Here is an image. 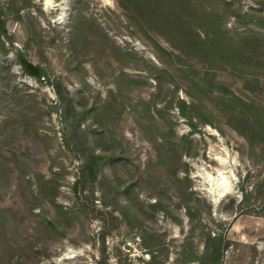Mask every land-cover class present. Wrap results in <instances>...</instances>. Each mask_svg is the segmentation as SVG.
I'll return each mask as SVG.
<instances>
[{
  "label": "rangeland",
  "instance_id": "374dc122",
  "mask_svg": "<svg viewBox=\"0 0 264 264\" xmlns=\"http://www.w3.org/2000/svg\"><path fill=\"white\" fill-rule=\"evenodd\" d=\"M263 1L242 0L234 8L264 18ZM0 11L13 39L0 36V222L6 225L0 264H95L104 232L108 264H147L151 252L163 264H183L189 247L202 254L209 230L226 232L234 243L223 264H251L252 246L256 264H264V217L238 209L241 186L251 189L263 175L264 146L252 154L211 99L212 125L200 123L196 131L176 105L177 97L190 102L185 91L195 69L264 113V46L247 66L236 60V68L221 62L210 70L209 63L146 33L119 0H0ZM223 16L226 31L264 36L256 23ZM18 52L51 80L60 79L78 111L88 112L80 125L88 139L83 146L67 145L72 129L56 111L53 86L25 74ZM183 137L179 162L168 146ZM84 145L112 159L93 187L76 192ZM42 178L54 180L57 190L41 193ZM227 186L231 192L218 198L216 190ZM90 190L95 201L88 199ZM49 194L70 212L64 220ZM47 219L57 220L58 232Z\"/></svg>",
  "mask_w": 264,
  "mask_h": 264
},
{
  "label": "trees",
  "instance_id": "16d2710c",
  "mask_svg": "<svg viewBox=\"0 0 264 264\" xmlns=\"http://www.w3.org/2000/svg\"><path fill=\"white\" fill-rule=\"evenodd\" d=\"M242 0H119L120 5L140 26L146 28V33L155 32L164 37L171 47L181 52V55L191 59L197 58L201 62L209 63L210 70H215L218 64H224L236 68V64L248 65L251 60V53L258 54L259 47L264 46V36L257 34H236L224 30L223 13L229 12L238 21L243 22L244 25L256 23L260 28H264V18L257 16L256 11L242 13L241 9H235V2L241 3ZM264 4V1L262 2ZM222 4V5H221ZM256 14V15H255ZM3 12L0 11V36H6L11 42L12 37H8L5 21L1 19ZM160 47V46H159ZM166 55L178 62H185L180 54L177 55L173 51H167L160 47ZM17 61L20 64L23 72L28 76L42 81L47 80L55 90L57 96L56 111L61 110V115L69 122L72 129L70 140L67 145L75 142L77 146H83L88 139L81 136L80 125L86 120L88 112H80L75 104V99L70 95L68 89L63 82L55 78L51 80L48 73L41 66L34 65L29 62L25 55L21 52L17 53ZM194 71V76L188 82V90L185 91L190 102L179 99L177 97L176 105L183 118H185L191 129L196 131L201 124H210V116H212L207 109L206 101H214L217 105L222 106L221 112L230 116L228 121L240 135L245 137L255 155L257 146H264V113L257 108L253 101L245 100L231 90L225 88L219 82L214 81V77H210V72L204 73L200 76L197 70ZM247 88L253 90L251 87L254 83L247 82ZM179 86L175 88L177 92ZM149 116L150 112L147 111ZM210 115V116H209ZM85 135V134H84ZM182 143L172 144L168 149L172 150L178 155L179 162L181 161L180 148L187 137H183ZM77 141V142H76ZM152 141L158 144V140L154 137ZM88 150L85 161L81 166V176L75 184V191L78 192L81 185L83 189L93 187L99 180L102 171L112 157L97 153L94 149L86 146ZM161 150L165 149L164 144H160ZM1 162V161H0ZM187 167V165H186ZM186 173L188 169L186 168ZM188 185L189 178H186ZM41 193H51L52 190H57L54 180L41 179ZM242 199L238 203V209L241 213L264 217V166L263 175L260 179L252 184L251 189L247 186H241ZM85 191V190H84ZM96 200L95 190H90L88 199ZM52 205L58 211V215L64 220L65 216L70 212H65L55 200L53 194L46 196ZM160 202L158 203V205ZM161 205V204H160ZM4 213V211H2ZM194 213L188 207V216L193 222L195 218ZM44 224L52 231L58 232L59 228L56 219H47ZM6 225L0 222V239L5 236ZM105 235L102 234V249L101 256L95 264H108V256L105 247ZM226 232H211L209 230L205 234L204 250L201 255L196 254L191 247L190 250L183 253V264L197 263V264H223L226 255L233 246ZM188 247V245H184ZM253 252L251 264H256L257 248L250 247ZM151 259L147 264H163L157 261V256L153 252ZM257 264H260L257 263Z\"/></svg>",
  "mask_w": 264,
  "mask_h": 264
},
{
  "label": "bare ground",
  "instance_id": "6f19581e",
  "mask_svg": "<svg viewBox=\"0 0 264 264\" xmlns=\"http://www.w3.org/2000/svg\"><path fill=\"white\" fill-rule=\"evenodd\" d=\"M216 192H217L216 193L217 194L216 196L219 198V197H222L225 193L231 192V187L227 186L225 188H220V189L216 190ZM214 201H216V200H214Z\"/></svg>",
  "mask_w": 264,
  "mask_h": 264
}]
</instances>
